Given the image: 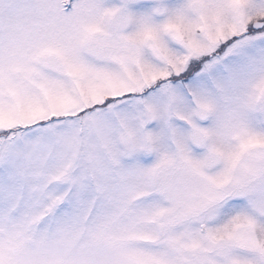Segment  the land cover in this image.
<instances>
[{"label": "snow or ice", "instance_id": "6c2138e0", "mask_svg": "<svg viewBox=\"0 0 264 264\" xmlns=\"http://www.w3.org/2000/svg\"><path fill=\"white\" fill-rule=\"evenodd\" d=\"M0 264H264V0H0Z\"/></svg>", "mask_w": 264, "mask_h": 264}]
</instances>
